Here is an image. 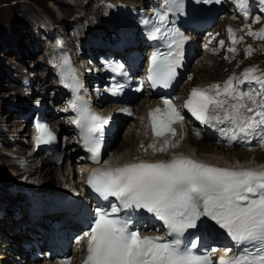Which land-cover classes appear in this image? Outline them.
I'll return each instance as SVG.
<instances>
[{"label": "snow or ice", "instance_id": "6c2138e0", "mask_svg": "<svg viewBox=\"0 0 264 264\" xmlns=\"http://www.w3.org/2000/svg\"><path fill=\"white\" fill-rule=\"evenodd\" d=\"M197 2L219 4L222 0ZM235 2L245 9L243 16L248 21V0ZM183 3L184 0H163L155 11V23L148 35L161 41L167 51H157L150 57L147 81L153 88H168L181 66L183 43L189 38L178 28L169 27L168 18L170 14L181 13ZM143 23L152 21L145 19ZM249 23L245 24L246 35L264 40V28L254 32ZM227 31L233 45L228 51L234 53V45L240 41L231 28ZM220 44L223 46L224 42ZM251 53L249 45L245 56ZM64 64L67 67L62 73V83L79 93L82 85L76 73L68 66L69 61ZM258 72L253 66L246 68L240 77L230 76L223 86L193 88L182 107L201 124L216 127L229 142L258 138L264 146V72L257 75ZM123 87L116 85L113 95L119 94ZM163 105L148 113L153 136L163 141L159 148L148 145L154 152H164L169 145L176 147L171 140L176 135L174 125L184 121L171 99L163 98ZM70 107L78 113L72 122L80 129L84 146L98 156L101 134L108 120L91 112L88 102L79 95ZM37 133L38 145L55 139L44 124L37 125ZM87 184L109 207L95 209L91 227L84 234L88 242L82 264H212L210 254L199 251L197 240L186 243L182 239L189 229L205 223V218L214 222L207 226H218L236 248L231 256L227 254L231 249L226 250L216 264H264V171L231 170L174 157L168 162L96 167L88 175ZM141 210L162 223L166 230L163 235L143 234L136 228L135 214ZM121 212L124 215H119Z\"/></svg>", "mask_w": 264, "mask_h": 264}, {"label": "bare ground", "instance_id": "6f19581e", "mask_svg": "<svg viewBox=\"0 0 264 264\" xmlns=\"http://www.w3.org/2000/svg\"><path fill=\"white\" fill-rule=\"evenodd\" d=\"M125 1L126 2H130V3H138V2H140V0H125ZM58 3L59 2H57V0H49V4L46 5V6L52 7V9H54L58 13V15L60 17L57 18V22H59V23H61L63 25H66V24H68V22L63 17V13H62L63 6L61 4H58ZM256 11L259 12L260 9H257ZM77 20H79V19L76 18L74 21H71V22H75ZM263 20H264V18H263ZM225 21H226V19L218 20V23L219 24H221V23L223 24ZM90 26H92V25H90ZM252 26L254 28H257V27L260 26V23L253 24ZM261 28H264V24L261 25L260 29ZM104 30H105V28H104ZM85 33L88 34L89 31L88 30L84 31L82 33V35H84ZM24 35H25V32L21 31L20 39L19 38L18 39L14 38V41L15 42L19 41V43L21 44V42H22L21 37H23ZM27 36L30 37L29 34ZM23 39H25V38H23ZM256 41L257 42H261L262 44H264V40L256 39ZM31 42H32L33 47H38L40 45L39 42L36 39H34V38L31 39ZM21 50H22V48H21ZM8 52L15 53L18 59H23L27 55L25 53V51H23V53H21V52H19V50L13 51L10 48H8ZM40 53H41L40 54L41 58H39V60L42 59L43 55H44L42 51ZM195 53L197 55H196L195 60H194V62L192 64V66H191V69L194 72L195 82H192V80L188 79L187 81H185V83L183 85L184 88H189L192 83H203V84H205V83L210 81V80H208V77H207L209 72L213 73L212 75H215L216 71H218L217 68H216V65L218 66L219 64H218V62H216L214 54H210L207 51L199 50L198 48L195 49ZM27 57H29V56H27ZM237 59H240V60L245 59L243 61V65L246 64V63H252L254 61H258V65L264 66L263 55H259V56L258 55L257 56L251 55V56L243 58V56L241 54H238L237 55ZM224 62H225L224 65H227L226 60ZM44 64H45V62L43 64L42 63L36 64V65L34 64V66L45 67ZM19 71H20L21 75H23L26 72L24 69L20 70V68H19ZM27 74L31 75L33 77V79H38V76H40L38 71L33 72V70H30V72H27ZM199 76H200V78H198ZM179 91H181V90H179ZM38 95L39 94L35 95L32 99L38 97ZM14 97H15V95H14ZM16 100H17V102H16L15 105H17V107H19L21 103H22L21 108L28 107L29 104L33 105L32 100L29 103L26 102V99H23V100L16 99ZM154 101H155V97L154 96H143L141 98V101H139L137 103L135 102L134 106H135L136 111L139 113L140 111L145 110L148 106L152 105L154 103ZM125 103H131V102H125ZM97 106L104 107L105 104L101 105L99 102H97ZM140 118H141L140 115L136 116L133 119V121L126 127V129H125V131L123 133V141L120 144V147H118V148L116 147V150H115L116 155H119V150H121V148H124L127 145H130V143H132V144L130 145V147L125 148V152L123 153V157L124 156H132V155H134V154H136V153H138L140 151L139 143L144 141V139L146 138V132H145V129L143 127L144 125L142 124V122H141L142 119H140ZM120 125H121L120 121L119 120L116 121L115 125H114V127H115L114 130L117 131L118 128L120 127ZM15 126H16V123L13 126L14 129L11 130V134H12V136L17 137V136H19V134L21 135L22 132L20 131V129H16ZM3 131L4 130H2V128L0 126V139H1ZM130 131H132V132H130ZM24 132L26 133L27 129H25ZM116 134L117 133H114V131H113L112 142H113ZM204 137L213 138V136L211 134H207L205 132H204ZM17 138H19V137H17ZM24 140L20 139L21 143H18L11 150H14L15 152H18V153H24L25 154L24 156L26 158H28V160L30 161V163L33 166H38V163L40 161L41 162V172H42V174L45 175L48 178V180L52 179L53 176H51L52 175L51 174L52 171L50 169L51 163H50V160L48 159V157H45L43 155V153L40 154L39 152L29 151L30 145L25 143ZM204 142L205 141L198 140L197 136L191 130H189L187 128V130L185 131L183 142L181 143L180 148L184 149V150H187V151L200 153L201 155H203L205 157H208V158H210L213 161H217L218 163H223L224 160L233 159V158L246 159L248 154H249V151L247 149H245V148H238V150H236V148H235V149H232L233 150L232 153H229V152H225L223 150L224 147L221 144H219V143H216V142L213 141L214 143H212V147H211V143L210 144H205ZM207 146H210V148L207 147ZM204 148H207V152L198 150V149H204ZM116 155L113 154L114 157H116ZM263 155H264V151L256 150V156L257 157H260V156H263ZM5 156H6V153L2 150V146L0 144V164L1 163L3 165H4V163L5 164H10V162L5 161ZM60 174H61V171H56L55 175H54L55 180H56L55 182H57L56 184L59 187H61L60 179H59V175ZM0 177L2 178V181H1L2 185L3 184L7 185L8 183H6V182L10 181L8 175L5 174V173H2V168H0ZM1 184H0V204L1 205H5L6 214H5V217L0 219V234L1 235H5V236L7 235L8 237H12V239L15 242H18V240H20V238L24 237L28 232L35 231V232H38V233H42L41 231H38L34 227L30 226V223H31L30 220L25 219V217H24L25 209H24V205L22 204L23 198L21 197V195L20 194L15 195L11 191H9L8 193L4 194L5 192L3 191V189H1ZM9 184H10V182H9ZM48 186H49L48 184L45 185V187H43V189L44 190H48V191H52V189L48 188ZM59 191H61V190H59ZM16 201H18V204L20 205V212H18L15 216H12L11 214L8 215L7 214L8 207L13 205ZM20 213L23 214L22 215L23 217L17 219V217H18V215ZM73 216H75L73 213L59 214V215H56V216L43 215L41 217V219L37 220L36 222L39 225H42V226L46 227L45 223H46L47 219L56 218V219H59L62 222V224L66 228V230H71V229H74V228L80 229L81 226H78V224L75 221V218ZM8 219L12 220V222H11L12 224L8 221ZM10 244H11V242L9 241V239H7L4 243H2L3 246H8ZM79 246H80L79 243H74L73 244V248H72V252H71L72 255H77L78 254V252L80 251ZM30 263L34 264V262H30ZM40 264H43V263H40ZM48 264H56L55 263V259L49 261Z\"/></svg>", "mask_w": 264, "mask_h": 264}, {"label": "rangeland", "instance_id": "374dc122", "mask_svg": "<svg viewBox=\"0 0 264 264\" xmlns=\"http://www.w3.org/2000/svg\"><path fill=\"white\" fill-rule=\"evenodd\" d=\"M57 1H59V0H57ZM48 4H49V0H43V1L42 0H0V10H1L0 11V105L2 104L0 106V126L5 131L4 133H6V134H8L9 132L11 133V130L14 129L13 126L15 125V122H17V117H16L15 113L13 112V110H11V105H9V104H11L15 100V98L13 97L14 93H16V95H17L16 88H17V85L19 84V77L21 76V74L19 73V68H20V70L24 69L26 71V73L30 72V70H33V72L38 71V73L40 75L38 78H40V79L45 74V70L42 66H39V67L34 66V64L36 65L39 63H42V64L44 63L43 58L39 60V58H41L40 57L41 56L40 55L41 54L40 53L41 52V48H40L41 45L38 47H33L32 43L30 42L31 41L30 37L27 35L21 37V40H22L21 44L19 43V41L15 43L14 38L16 39L19 37V39H20V33H21L20 29L21 28H22V31H25V32H28L30 30V28L28 26L31 27V24H29L30 22L28 20V15H32V16L37 17V18H44L45 15L48 17H51V18H55L56 15H57L56 18L60 17L58 15V13L54 9H52V7L46 6ZM86 7H89V3L87 4ZM73 12H75V6L71 7V6L66 5L62 9L64 19H70V18L74 17L75 13H73ZM224 19L225 18H220L219 20H224ZM72 21H74V20H72ZM221 25H224V24H222V23L219 24L218 21H215L213 26H212V29L213 30L220 29ZM6 36H8L10 39L6 38ZM12 36H16V37H14L13 40H11ZM23 38H25V39H23ZM9 47L13 51L19 50V52H21V53H23V51H25V53L27 55L23 59H18L15 53L8 52ZM21 48H22V50H21ZM260 55H263V59H264V53H262ZM27 56H29V57H27ZM255 56H257V55H255ZM258 56H259V54H258ZM215 59H216V62H218V64H219L218 66L216 65V68L218 71H216L215 75H212L213 73L209 72V74L207 76L208 80L221 79L227 73L228 69L231 67L233 68L234 65L237 63L236 60H233L229 63L226 62L227 65H224L225 64V62H224L225 58L223 57L222 53L215 54ZM193 62H194V60L192 59L189 63V66H188V71H189L188 76L186 77V79H184L178 85L176 92H178L180 89L183 88V84L187 79H191L192 82H195L194 72L191 69ZM242 64L243 63H241L240 66ZM227 66H228V68H227ZM3 67L6 69V72H4L5 70ZM191 75H193L192 78H191ZM198 78H200V76ZM34 95H37V94H33V95L29 96L26 99L27 102H30L32 100V98L34 97ZM139 101H141V98L136 100V103ZM133 119L134 118H128L127 121L125 122V124H123V125L120 122L121 125L118 128V130L117 131L114 130V133H117V134H116L113 142L111 140L109 145L106 147L105 151H108V149H110L111 151L112 150L115 151L116 147L117 148L120 147V144L123 141V133H124L126 127L133 121ZM6 123H8V124H6ZM4 128H6V130ZM9 128H10V131H9ZM130 132H132V131H130ZM4 133H3V137L1 136L0 142L2 141L4 143V145H5L4 149H5V148H8L9 144L7 143V140L5 139ZM20 137H21V140H24V138H25L23 136H20ZM198 140L205 141L204 142L205 144L211 143V147H212V143H214L210 139H203V140L198 139ZM131 144L132 143H130V145ZM130 145H127L126 147L121 148V150H119L118 156H122L123 153L125 152V148L130 147ZM1 146H3V145H1ZM207 147L210 148V146H207ZM198 150L207 152V148L198 149ZM223 150L225 152H229V153H232V151H233L232 149H228V148H223ZM236 150H238V148H236ZM41 153L42 152H40V154ZM50 169L52 171L51 176H53L52 179H50V180L52 181V185H53V183L55 185L56 180H54V178H55L54 175H55V172L57 171V168L54 167L53 165H51ZM6 183H8V184L7 185L1 184V189H3V191L5 192L4 194L9 192V190L7 188V186L9 185V181ZM54 187H59V186L56 184ZM8 221L10 223L12 222V220H9V219H8ZM72 248H73V244L69 247L70 252H72ZM67 249H68V247H67Z\"/></svg>", "mask_w": 264, "mask_h": 264}, {"label": "trees", "instance_id": "16d2710c", "mask_svg": "<svg viewBox=\"0 0 264 264\" xmlns=\"http://www.w3.org/2000/svg\"><path fill=\"white\" fill-rule=\"evenodd\" d=\"M127 119H128V118H123V119L121 120L122 125L125 124V122L127 121Z\"/></svg>", "mask_w": 264, "mask_h": 264}]
</instances>
